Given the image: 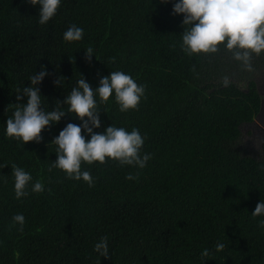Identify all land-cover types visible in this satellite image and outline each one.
<instances>
[{"label": "trees", "instance_id": "16d2710c", "mask_svg": "<svg viewBox=\"0 0 264 264\" xmlns=\"http://www.w3.org/2000/svg\"><path fill=\"white\" fill-rule=\"evenodd\" d=\"M175 2L61 0L41 25L40 5L0 0V264H264V216L252 215L264 200V157L245 153L239 142L240 125L254 118L262 96L253 72L223 46L212 55L182 51L183 14H172ZM73 24L83 38L65 41ZM251 62L263 68L264 53ZM41 66L49 73L36 85L44 111L63 102L81 74L93 88L117 70L145 85L138 110L121 112L114 94L107 103L97 96L101 127L94 131L137 128L145 138L141 152L152 154L147 165L85 163L93 187L49 171L57 159L53 138L69 122L82 124L74 114L46 127L39 143L9 138L17 89L31 86ZM11 164L33 178L26 197L15 196ZM129 173L138 179H126ZM37 180L40 193L31 191ZM16 214L25 217L23 231ZM102 237L109 258L95 250ZM219 243L225 247L217 251Z\"/></svg>", "mask_w": 264, "mask_h": 264}, {"label": "clouds", "instance_id": "9594fccd", "mask_svg": "<svg viewBox=\"0 0 264 264\" xmlns=\"http://www.w3.org/2000/svg\"><path fill=\"white\" fill-rule=\"evenodd\" d=\"M168 3L169 0H162ZM31 5H40L39 23L47 24L57 13L61 0H28ZM172 14H183L182 43L180 47L188 56L212 55L220 51L223 46L231 52L233 59L239 61L241 67L254 72L252 65L253 55L260 56L264 53V0H176L173 4ZM84 30L75 24L71 25L64 33V40L68 42L79 41L83 38ZM86 59L91 61L93 49H85ZM112 62L115 57L110 58ZM30 77L31 86L17 89L15 110L12 117L6 121V135L9 138L28 142H41L42 131L53 123H58L66 114H74L82 124L72 122L60 130L58 136L51 141L57 145V159L50 166L62 170L66 177L77 181L83 180L89 187L94 186V178L90 171L82 168L83 164L91 165L94 162L107 163L108 159L117 161L121 166L144 168L152 158L151 153H142L144 137L137 128L131 131L124 127L110 125L104 132H95L101 127L100 110L98 109L97 96L100 103H107L110 97H115L121 112L138 110L141 98L145 96V85L138 84L129 74L123 71H111L102 76L99 86L93 88L81 74L77 86L72 88L63 102L56 100L54 110L44 111L42 108L41 92L36 85L49 75L47 69ZM195 73V66L191 69ZM54 84L61 86L60 76ZM223 84L228 86L229 77H223ZM27 101L22 102L23 97ZM67 106L62 107L61 104ZM90 135L86 138L83 132ZM7 165V164H5ZM4 165V166H5ZM14 176V191L17 199L29 195L28 187L32 176L24 168L11 164ZM128 180L138 179L129 173ZM31 191L40 193L44 191V184L37 180L32 183ZM254 217L264 216V200H260L254 211ZM14 223L23 231L25 217L16 214ZM259 226L264 228V219L259 221ZM225 245H216L217 251L223 250ZM95 250L101 257L109 258L107 237H102L95 245ZM201 255L207 257L209 252L205 249Z\"/></svg>", "mask_w": 264, "mask_h": 264}, {"label": "rangeland", "instance_id": "374dc122", "mask_svg": "<svg viewBox=\"0 0 264 264\" xmlns=\"http://www.w3.org/2000/svg\"><path fill=\"white\" fill-rule=\"evenodd\" d=\"M253 78L255 79L259 89H261V96L264 98V67L256 68V70L253 72ZM237 82H239L241 88H245L246 81L240 80ZM255 120L257 123L261 124L257 118H255ZM240 130L241 138L239 142L244 152L258 159L264 157L262 148L264 139L263 132L253 130L251 123L248 122L242 123L240 125Z\"/></svg>", "mask_w": 264, "mask_h": 264}, {"label": "flooded vegetation", "instance_id": "af4514ba", "mask_svg": "<svg viewBox=\"0 0 264 264\" xmlns=\"http://www.w3.org/2000/svg\"><path fill=\"white\" fill-rule=\"evenodd\" d=\"M255 118H257L259 120V122H261L262 125L257 123ZM248 123H251L253 130L262 131L263 132V138H264V108H263V112L262 113H259L257 116H255Z\"/></svg>", "mask_w": 264, "mask_h": 264}, {"label": "water", "instance_id": "95a60500", "mask_svg": "<svg viewBox=\"0 0 264 264\" xmlns=\"http://www.w3.org/2000/svg\"><path fill=\"white\" fill-rule=\"evenodd\" d=\"M257 91H258L259 94H261V89H259L258 86H257ZM263 108H264V98L262 97L261 107H259V110H258V112L256 113L255 116H257L259 113H262L263 112Z\"/></svg>", "mask_w": 264, "mask_h": 264}]
</instances>
